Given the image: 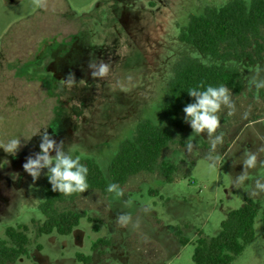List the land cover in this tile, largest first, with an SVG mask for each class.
Returning <instances> with one entry per match:
<instances>
[{
    "label": "rangeland",
    "instance_id": "obj_1",
    "mask_svg": "<svg viewBox=\"0 0 264 264\" xmlns=\"http://www.w3.org/2000/svg\"><path fill=\"white\" fill-rule=\"evenodd\" d=\"M228 1L139 0L133 4L129 0H47L46 8H37L33 0L13 4L0 0V41L11 53L18 50L24 59L31 58L36 43L74 36V42L66 45L67 56L60 52L64 58L58 49L55 53L45 47L41 57L15 65L21 78L6 77L5 84L0 81V141L20 138L17 155L32 137L46 130L58 143L63 141L73 157L94 158L108 175L120 142L132 137L138 122L145 118L160 122L159 105L179 59L189 56L212 63L179 41L180 30L191 15ZM52 59L57 75L47 69L49 65L39 63ZM90 61L108 63V76L92 78ZM228 66L240 69L246 86L240 95L232 93L235 112L229 115L224 108L219 113L217 134L223 133V144L214 154L225 157L221 164L210 167L206 132L197 136L190 125L184 133L171 129L174 142L162 160L176 165L173 182L165 181L159 166L155 173L138 174L120 186L123 197L99 191L81 193L73 203L61 207L84 212L94 221L83 218L70 236H37V225L44 221L38 206L45 199L47 169L35 182L28 173L18 180L3 160L2 173L16 182L18 189L9 187V202L0 207V239L9 226L29 228L30 256L14 264H194L191 241L199 234L205 238L217 235L228 213L246 199L260 203L255 238L232 264H264V192L252 194L255 181L264 179V167L250 170V179L243 186L237 188L233 183L243 171L242 163L234 166V161L264 145V88L250 83L257 74L264 78V59L252 67L233 62ZM69 73L77 81L72 87L61 83ZM189 137L194 144L190 152ZM66 139L75 145L69 148ZM40 142V137L34 141ZM4 153L0 149V154ZM259 158L264 159V153H259ZM151 190L158 194H150ZM127 200L133 202L131 207L125 206ZM121 213H130L134 220L139 217L140 229L121 227L116 220ZM175 230L190 242L182 245ZM78 254L85 259L80 260Z\"/></svg>",
    "mask_w": 264,
    "mask_h": 264
},
{
    "label": "trees",
    "instance_id": "obj_2",
    "mask_svg": "<svg viewBox=\"0 0 264 264\" xmlns=\"http://www.w3.org/2000/svg\"><path fill=\"white\" fill-rule=\"evenodd\" d=\"M129 2L138 4L139 0ZM178 39L212 63L189 56L179 59L173 67L172 77L159 105L160 122L156 123L149 118L138 122L132 137L120 142L118 151L109 164L108 175L94 158L80 157L81 163L88 169L87 191H99L107 195L110 183L125 186L132 177L141 173H155L159 166L165 181L173 182L177 167L162 158L164 151L174 142L171 129L184 133L190 125L185 122L183 112L188 103L194 102L188 91L200 85L204 88L209 85H225L234 95H240L244 91L246 82L240 69L231 68L228 64L243 63L252 67L264 59V0H230L220 7L207 6L202 14L189 17V22L180 30ZM74 145H69V148ZM6 183L8 187L13 186L9 181ZM43 186L45 199L38 209L44 221L37 225V236H70L83 218H87L89 222L94 221L84 212L61 207L73 203L81 193L67 196L53 192L49 182H45ZM13 188L18 189V184ZM150 194L157 195L158 191L151 190ZM0 198V207L8 204V196L2 197L0 192ZM259 207V201L246 199L242 206L228 213L217 235L205 238L199 234L191 241L195 245L193 263L232 264L255 238L254 225ZM262 220L264 224V207ZM28 231L26 225L9 226L5 229L4 238L0 239V264H14L23 258H29ZM175 235L182 245L190 242L180 230H175ZM98 241L102 242L101 239ZM77 257L85 259L81 254Z\"/></svg>",
    "mask_w": 264,
    "mask_h": 264
},
{
    "label": "clouds",
    "instance_id": "obj_3",
    "mask_svg": "<svg viewBox=\"0 0 264 264\" xmlns=\"http://www.w3.org/2000/svg\"><path fill=\"white\" fill-rule=\"evenodd\" d=\"M33 5L37 8H46L47 0H33ZM88 66L92 70V78L103 79L110 72V65L103 61L100 63L90 61ZM76 82V78L72 73H69L66 79L61 80V83L67 87L74 86ZM250 83L257 89L264 88V78H259L258 74L252 77ZM188 94L194 98V102L188 103L183 108L185 122L190 124L193 134L198 136L201 133H207L210 142L207 159L210 162V167L215 168L221 164L222 159H225V157L219 154H214L216 153L217 146L223 144V133L217 134L218 129L221 127L219 113L224 108L229 110V115L235 112V102L232 99V93L225 85H209L206 88L200 85L189 89ZM191 137L187 140V150L189 152L194 147ZM20 147L21 139L18 137L10 138L7 141H0V149H3L4 152L10 155H15ZM39 148L40 151L28 156L26 162L22 165L24 171L32 177L34 182L40 178L42 170L47 169V178L53 192L70 196L84 193L89 189L87 167L81 163L79 156L73 157L69 151L65 150L63 141L58 143L45 130L41 134ZM52 152H55L54 156L51 155ZM259 153H264V145L256 152H245L239 162L234 161V166L236 163H242L243 165V171L234 178L233 183L235 187L239 188L243 186L250 179V170L257 168V166L264 167V159L259 158ZM107 191L113 193L116 197L124 196L123 189L116 183H110ZM260 192H264V179H257L255 181V190L252 194L256 195ZM132 203L131 200H127L125 201V206L131 207ZM145 211L147 212L148 209H145ZM116 220L121 227L131 225L136 230L141 227L140 218L137 217L134 220L130 213H121L116 217Z\"/></svg>",
    "mask_w": 264,
    "mask_h": 264
},
{
    "label": "flooded vegetation",
    "instance_id": "obj_4",
    "mask_svg": "<svg viewBox=\"0 0 264 264\" xmlns=\"http://www.w3.org/2000/svg\"><path fill=\"white\" fill-rule=\"evenodd\" d=\"M7 2L13 4L15 2H17L18 0H6ZM60 11H63V9H61ZM81 28H83L82 26H80ZM80 28V31H81ZM80 31H78V33H80ZM74 37L73 35L70 37H52L51 39H45L44 41H40L38 45V43H36L35 45H33V51H31L32 55L31 58H28V56H26L27 58L24 59L23 53H21L18 50H14L11 53V50H9V46H7L5 44V42L3 40L0 41V81L3 82V84H5L6 82V77L8 78H14L19 79L21 78L19 76V66H15V65H21L22 63H28V62H32L34 60H36L37 57H41V55L43 54V48L48 47L50 51V49H52L55 53H57V51H55L56 49H58V54L64 58V56H67V47L66 45H69L70 43L74 42V39L72 38ZM62 38V39H60ZM76 40V39H75ZM102 41V40H101ZM46 44V45H45ZM64 55V56H62ZM39 55V56H38ZM59 55L56 56V59H59ZM53 60V59H52ZM41 64H46L49 65L47 67V69L53 70L55 71V75L59 74L58 70L55 68V66L53 64H55V61L53 60V62L47 61V60H43V62H39ZM10 65H14V67H11ZM8 75V76H7ZM10 78V79H11ZM2 82H0V93H2V87L1 84ZM5 89V88H3ZM14 90H16V88H14ZM15 95V93H14ZM14 105H17V102L15 101L13 103ZM11 106L12 102L9 104H6ZM41 139V135H36L34 137H32L30 139V141L28 142V144L24 147V149H22L17 155H10L7 154L6 152L4 153V156L0 154V185H1V189L0 192L2 194V197H6L7 196V192H8V185H7V181H9L13 186L16 185V182L12 181L11 179L7 178L1 171V164L3 160H7L8 164L10 165V167L12 168V170H14L15 175L18 177V180H22L25 176H26V172L24 171L22 165L26 162V158L30 155H34L35 153H38L40 151L39 145L35 144L34 141L39 138ZM59 141V140H56ZM61 142V140H60ZM51 155H55L51 154ZM0 202L1 198H0Z\"/></svg>",
    "mask_w": 264,
    "mask_h": 264
}]
</instances>
